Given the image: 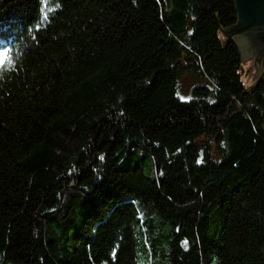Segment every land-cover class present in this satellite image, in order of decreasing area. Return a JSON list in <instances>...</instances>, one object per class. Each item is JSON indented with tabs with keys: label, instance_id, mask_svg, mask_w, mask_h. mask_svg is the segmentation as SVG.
Wrapping results in <instances>:
<instances>
[{
	"label": "trees",
	"instance_id": "obj_1",
	"mask_svg": "<svg viewBox=\"0 0 264 264\" xmlns=\"http://www.w3.org/2000/svg\"><path fill=\"white\" fill-rule=\"evenodd\" d=\"M236 24L234 0H0V264H264Z\"/></svg>",
	"mask_w": 264,
	"mask_h": 264
},
{
	"label": "water",
	"instance_id": "obj_2",
	"mask_svg": "<svg viewBox=\"0 0 264 264\" xmlns=\"http://www.w3.org/2000/svg\"><path fill=\"white\" fill-rule=\"evenodd\" d=\"M235 3L237 24L227 30L224 35L230 36L232 33H236L237 35L242 36L236 39V45L243 57V62H246V57H249L250 60V56L253 54L254 56H259L253 51L252 48H254V46L250 41H253L257 46L260 45V47L264 48V0H235ZM256 62L261 63V60Z\"/></svg>",
	"mask_w": 264,
	"mask_h": 264
},
{
	"label": "rangeland",
	"instance_id": "obj_3",
	"mask_svg": "<svg viewBox=\"0 0 264 264\" xmlns=\"http://www.w3.org/2000/svg\"><path fill=\"white\" fill-rule=\"evenodd\" d=\"M234 3H235V0H234ZM235 7H236V3H235ZM227 36L222 34V37L224 38V40L226 39L233 40L235 44L237 43L236 39L238 37H242V36L237 35L236 33H232V35L228 37ZM255 63H256L257 68L255 66ZM263 63H264V59L263 60L261 59V63L256 62V57L254 56V54L250 56V60H249V57H246V62H243L244 71L242 75V81L246 88L252 89L256 84H258V81L260 80L264 72ZM261 81H263L262 78L260 82ZM195 83L196 81L193 78H188L186 76H184V78L181 80V87H182L181 95L184 100H186V98L189 97L190 90L195 85Z\"/></svg>",
	"mask_w": 264,
	"mask_h": 264
},
{
	"label": "flooded vegetation",
	"instance_id": "obj_4",
	"mask_svg": "<svg viewBox=\"0 0 264 264\" xmlns=\"http://www.w3.org/2000/svg\"><path fill=\"white\" fill-rule=\"evenodd\" d=\"M250 43L254 46L253 51H255V54L259 55V56H255L257 58L256 61H260L261 59H264V48L260 47V45H256L255 43H253V41H250ZM251 46V47H253ZM264 74V72H263ZM262 79H264V76H262Z\"/></svg>",
	"mask_w": 264,
	"mask_h": 264
},
{
	"label": "snow or ice",
	"instance_id": "obj_5",
	"mask_svg": "<svg viewBox=\"0 0 264 264\" xmlns=\"http://www.w3.org/2000/svg\"><path fill=\"white\" fill-rule=\"evenodd\" d=\"M0 54L3 55L5 62H7L8 59H9V53L8 52H3V53H0Z\"/></svg>",
	"mask_w": 264,
	"mask_h": 264
},
{
	"label": "bare ground",
	"instance_id": "obj_6",
	"mask_svg": "<svg viewBox=\"0 0 264 264\" xmlns=\"http://www.w3.org/2000/svg\"><path fill=\"white\" fill-rule=\"evenodd\" d=\"M8 47L11 49V51L14 50V48H13V44H12V43H10V44L8 45ZM263 76H264V75H263Z\"/></svg>",
	"mask_w": 264,
	"mask_h": 264
}]
</instances>
